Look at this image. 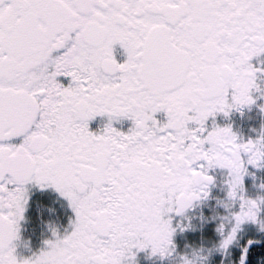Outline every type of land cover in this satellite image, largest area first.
<instances>
[{
	"label": "snow or ice",
	"instance_id": "obj_1",
	"mask_svg": "<svg viewBox=\"0 0 264 264\" xmlns=\"http://www.w3.org/2000/svg\"><path fill=\"white\" fill-rule=\"evenodd\" d=\"M261 97L264 0H0V264L171 256L214 169L224 211L199 219L218 221L215 250L246 224L264 232V195L244 185L249 166L264 168V131L243 140L214 119ZM97 116L107 120L94 132ZM123 118L127 131L114 126ZM33 185L74 213L71 230L49 224L35 252L21 235ZM257 243L241 246L238 264Z\"/></svg>",
	"mask_w": 264,
	"mask_h": 264
},
{
	"label": "flooded vegetation",
	"instance_id": "obj_2",
	"mask_svg": "<svg viewBox=\"0 0 264 264\" xmlns=\"http://www.w3.org/2000/svg\"><path fill=\"white\" fill-rule=\"evenodd\" d=\"M117 52L121 51L119 45L115 46ZM123 59L122 56L117 57ZM255 95V93H254ZM260 105H264V97L256 100L251 106H245L240 110H232L226 117L222 113L217 114L214 118L216 123L221 126L230 125L237 136L243 140L254 139L261 131H264V119L260 118ZM107 117L97 116L89 122L90 130H100ZM114 126L122 131H127L131 126V121L126 118L114 123ZM249 174L244 178L245 194L255 198L264 192L259 185L261 184L257 176L260 174V168L253 166L248 167ZM211 175L215 177V183L210 186V197L206 200L205 211L213 214V209L217 207V198L223 199L226 195V186L223 184L224 171L220 169L210 170ZM29 201L26 205L25 219L21 222L22 238L30 242L32 252L38 251L43 246V241L51 238V232L48 225L52 224L58 231L63 234L66 230H71L70 221L74 219V213L66 198L61 197L53 188H47L43 191L38 186H31L29 189ZM201 204H198L196 209ZM50 209H52L50 211ZM195 211V210H194ZM192 213V212H190ZM189 213V214H190ZM264 215V213H262ZM185 231H177L173 235L175 244V252L168 257L160 258L158 256H149L148 251H142L138 254L139 264H170L174 262L175 255H179L184 249ZM258 241L255 250L264 251V232H260L258 236L252 238ZM250 248L249 250L253 249ZM23 255L31 253L23 248L18 249ZM258 258V257H256ZM171 259V260H170ZM264 256L258 258L259 263L263 262ZM171 262H170V261Z\"/></svg>",
	"mask_w": 264,
	"mask_h": 264
},
{
	"label": "rangeland",
	"instance_id": "obj_3",
	"mask_svg": "<svg viewBox=\"0 0 264 264\" xmlns=\"http://www.w3.org/2000/svg\"><path fill=\"white\" fill-rule=\"evenodd\" d=\"M260 118L264 119V110H260ZM260 174L257 176L260 183H264V168H260ZM260 195H264V192ZM229 202L225 201L227 205ZM217 211L223 212V208L218 206L215 208ZM203 212L205 216H211L212 214L205 211V203L201 204L195 211L189 215L194 216L193 224L196 225L194 229L185 230L184 234V249L179 255H175L174 262L170 264H183L181 256L187 255L191 260V264H203L201 260V250L207 255L208 260L206 264H238V255L241 246L245 244L249 239L256 238L261 232L255 225L246 224L238 235L237 240L227 250V252L216 251L221 237L216 231V225L218 221L208 219L201 221L199 219L200 213ZM169 264V263H168ZM261 264H264V259Z\"/></svg>",
	"mask_w": 264,
	"mask_h": 264
},
{
	"label": "trees",
	"instance_id": "obj_4",
	"mask_svg": "<svg viewBox=\"0 0 264 264\" xmlns=\"http://www.w3.org/2000/svg\"><path fill=\"white\" fill-rule=\"evenodd\" d=\"M256 248L257 246H254L253 249L249 250V256H250L249 264H260L258 258L264 256V251L258 252L257 250H255Z\"/></svg>",
	"mask_w": 264,
	"mask_h": 264
}]
</instances>
